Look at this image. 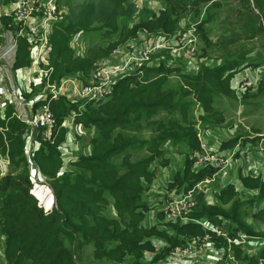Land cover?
Wrapping results in <instances>:
<instances>
[{
    "label": "trees",
    "instance_id": "obj_1",
    "mask_svg": "<svg viewBox=\"0 0 264 264\" xmlns=\"http://www.w3.org/2000/svg\"><path fill=\"white\" fill-rule=\"evenodd\" d=\"M237 1L246 6L248 16L241 29L248 31V38L258 44L254 51L226 50L219 64L207 60L216 43L205 29L220 7L218 0H161L155 11L134 0H87L76 6L63 5L46 53L57 81L65 76L85 81L94 59L107 56L137 27L172 33L188 24L182 21L189 14L200 20L196 30L201 46L192 57L197 59L192 70L184 65L187 59L178 60L177 66L165 67L161 63L146 67L140 80L132 78L135 76L121 80L104 102H89L80 110L78 102L64 96L51 100L57 131L52 143L43 138L41 129L30 132L24 123L10 117L6 107L11 105H5L3 118L0 117V127L6 128L0 131V151L6 148L4 133L10 164L8 172L0 176V238L3 237L2 254L7 264H83V258L90 255L83 253L87 245L92 247L89 264H158L175 246L185 245L190 237L204 235L201 221L230 231L234 228L252 240H264V208L256 203L264 196L260 175L239 171L232 178L236 180L227 179L224 184L217 180L214 185L219 187L211 190V202L206 199L205 189H197L195 205L183 220H168L163 213L150 216L148 212L153 208L146 197L150 190L168 189L173 190L169 197L183 195L215 173L211 166L195 168L192 164L191 151L199 143L193 108L199 107L198 119L202 123L221 124L224 115L215 106V98L236 99L232 79L245 68L261 65L264 57V0ZM10 20L11 16L3 17L5 24ZM83 31L98 33L109 40L108 44H94L83 56L75 53L70 41L74 34ZM236 40L228 38L220 43L225 48ZM18 42L14 67L29 66L27 36H21ZM164 55L168 57L167 53ZM249 57L252 64L247 61ZM171 76L180 79L173 83ZM258 85L256 95L264 91V82ZM36 86L39 94L43 85ZM36 86L31 85V92L25 93L27 97L36 92ZM247 90L250 89L242 91L243 99L250 93ZM44 101L41 98L35 104ZM72 113L73 124L91 133L86 146L66 161L60 145L68 138L69 129L63 123ZM30 133L37 145L26 155L24 146ZM239 138L240 134L222 139L215 152L223 153ZM181 163V173L176 172L173 166ZM30 165L52 191L51 210H45L32 193ZM167 167L172 172L162 185L158 171ZM173 172L176 173L172 176ZM162 197H157L158 202ZM249 220L256 224L252 226ZM215 239L218 243L213 251L219 250L223 255L227 242L224 238ZM244 244L249 247L247 242ZM231 247L235 263L259 264L264 260L263 246L255 251L238 245ZM191 261L208 264L197 256L182 263ZM211 262L219 263L214 259Z\"/></svg>",
    "mask_w": 264,
    "mask_h": 264
},
{
    "label": "built area",
    "instance_id": "obj_2",
    "mask_svg": "<svg viewBox=\"0 0 264 264\" xmlns=\"http://www.w3.org/2000/svg\"><path fill=\"white\" fill-rule=\"evenodd\" d=\"M11 1L12 6L7 11V15L12 17L13 22L18 27L16 35H26L31 45V63L28 68L34 70L36 83H40L42 77L45 78V83L40 93L34 98L26 99L23 97L18 85L12 81L9 75L10 67L16 56L15 38L3 28L0 19V32L4 40L0 43V85H2L3 93L14 106L13 115L24 122L29 127L30 132L36 133L41 129L43 138L50 140L51 143L57 133L56 119L50 108L51 100L64 96L72 102H78V108L81 110L86 103L108 100L113 94L115 86L121 80L143 74L144 68L156 67L161 63H164L165 67L177 66L178 60H188L194 57L193 55L198 49L199 37L196 23L190 22L182 30L172 33L161 32L158 34L152 33L146 27L141 26L134 30L130 37L112 48L108 56L94 61L90 74L85 81L73 76H65L58 81L51 80L52 68H42V63L46 62L45 54L49 50L52 27L60 19L62 12L58 7L57 0ZM164 53H167L168 57L165 58ZM244 75L246 78L242 77L243 80L239 82L237 92L252 85L248 74L244 73ZM4 79L7 84L4 83ZM69 83L74 91L67 89ZM41 98L45 101L36 105V101ZM74 116L75 113L68 116L63 126L69 129L70 126L74 125ZM79 128L83 130L81 126ZM73 136L71 135L65 139L60 145L62 157L66 161L75 157L80 150L75 151L70 148L76 144ZM197 138L198 148L193 149L190 155L193 166L201 168L208 165L215 169L212 177L205 181H215L217 175L224 176L223 178L227 177L230 166L229 158L216 153L215 150H211L201 132L197 131ZM26 143V154L29 155L37 145L31 133L27 135ZM65 143L69 145L65 146ZM75 149H78V147L76 146ZM67 154L70 155L68 159H66ZM245 158L249 160L248 156H245ZM220 179L222 178H217L218 181ZM201 183L202 181L197 183L194 189L188 190L183 195L161 200L160 207L165 218L168 220L185 219V213L195 205L194 192L199 189ZM200 223L202 224V221ZM202 226L206 233L200 237L188 238L183 246H175L170 251V256L168 254L167 261L174 264L200 255L205 248L213 244L210 236L211 232L216 236L225 237L229 242L239 244L244 241L245 234L242 231H234V235L229 236L228 230L218 225L206 223ZM213 252L216 256L221 255L219 250ZM231 260H235L233 256ZM259 264H264V260L259 261Z\"/></svg>",
    "mask_w": 264,
    "mask_h": 264
},
{
    "label": "rangeland",
    "instance_id": "obj_3",
    "mask_svg": "<svg viewBox=\"0 0 264 264\" xmlns=\"http://www.w3.org/2000/svg\"><path fill=\"white\" fill-rule=\"evenodd\" d=\"M87 0H57V4L58 7L63 10V5H69V6H76V4H80L82 2H85ZM139 6L141 4H145L148 7L152 8L154 7V2L157 3V6L160 7L161 6V0H134ZM220 7L218 9H216V14H218L217 16H214V19L211 20V22L205 24V29L207 30L209 37L211 38V40H213L216 44L215 46H213L210 50H209V55L211 58L207 59V60H216L219 61L218 64L220 63V56L223 55L225 53V51H231V52H236L239 49H253V51L255 50L256 45L258 44L257 40L254 39H250L248 38V31H244V29L242 28V23L246 21V18H248L247 13H246V6H243L239 4V2L237 0H218ZM235 10H237V15H235ZM62 14V12H61ZM187 16V15H186ZM185 18V17H184ZM200 20H191L187 23L193 22L196 23V26L198 24ZM183 22V21H182ZM249 23L251 24L250 20ZM185 25V24H184ZM138 28V27H137ZM136 28V29H137ZM135 29V30H136ZM94 32H86L83 31L82 33H77L74 34V36L72 37L70 44L72 46V49L75 51V53H79V55L83 56L85 55L86 51L92 47L94 44H101L102 43V39L103 40H108L106 38H103L101 36H98V33H94ZM237 39L235 42L230 43L228 45V47L226 46L225 48L222 46V44L220 43L223 40L226 39ZM104 44V43H103ZM108 44V42H107ZM201 43L200 41L198 42V48H200ZM199 52V49H198ZM251 54H253V52H250ZM262 53V52H261ZM263 54V53H262ZM234 55H231V57H233ZM47 54H46V59H47ZM262 62L260 63L261 65H256V66H250V74H248V77L252 83V93H256L257 92V85L263 81L260 74L257 73V69L256 67H261L262 72L264 73V57L260 59ZM193 61L196 62L197 59L196 58H191L187 61L184 62V65H189L190 66V70H192V66H193ZM247 61L249 64H252V60L251 57L247 58ZM93 67V64L91 66V69ZM256 68V69H254ZM145 72L143 71V74ZM21 79L19 80V83L22 85H26V80L31 76V73L28 70L23 69L21 71ZM139 76H135L132 77L135 80H140L142 75ZM131 77V76H130ZM128 77V78H130ZM174 77V76H171ZM246 78V76L244 75V73H242L240 75L239 80L233 82L236 83L233 86V91H234V95L236 97V99L233 98H227V97H222V96H217L215 98V106L223 111V115H224V121L219 124H204L201 122V120L198 119L199 114L198 112L200 111L199 107L195 106V108H193L194 112L196 115V120H197V131L201 132V134L204 137V140L206 141V143L208 144L209 148L211 150H216L215 147L218 146V143L222 140V139H227L228 137H233L237 134H240V140H244V136L246 135V133H251V132H256V131H262L264 133V93H260L257 94V96H252L249 98H245L244 99L241 97L242 91L240 90L239 92L236 91L238 84L241 80H243V78ZM242 78V79H241ZM126 79V78H125ZM173 79V83H176L180 77H174L171 78ZM182 80V79H181ZM259 86V85H258ZM1 88V85H0ZM248 89V88H246ZM256 89V90H254ZM0 94H1V90H0ZM241 97V98H240ZM201 113V112H199ZM225 130V131H224ZM86 134H85V132ZM217 132V133H216ZM221 132V134H220ZM91 133V130H87V129H83L81 130L78 126V124H74L72 126L69 127L68 130V134L67 137H70L71 135H74L73 138L76 141V144L72 145V147H70L71 149L78 151L79 149L82 150L83 146L85 147L87 144V139L89 137V134ZM214 133V134H213ZM85 135V136H84ZM210 136V138H209ZM228 136V137H226ZM212 138V139H211ZM259 138V137H257ZM246 139V138H245ZM210 142V145H209ZM264 144V141H263ZM69 144L65 143V146H67ZM76 146L78 147V149H75ZM240 147H242V144L240 143L239 145ZM244 146V145H243ZM169 151H172V149L168 148ZM174 151H176V149H173ZM224 156H227L229 158V162L231 159V165L229 166V171H228V175L227 177H225V179H223L221 181L220 184H224V182H227L229 180H236V179H232L235 178L237 176V173L239 171H243L244 172V167L241 166H233L232 165V161L233 159H237L239 160L241 158L240 154L237 153H221ZM171 157H173V155H170ZM70 158V155L67 154L66 159ZM153 166H157L156 164H153ZM183 168V163L179 164L178 166H173V169H177V171H180L181 173V169ZM159 174L161 173V171H158ZM173 172L172 176L176 173ZM226 176V175H225ZM224 176H216V180L215 181H209V182H205L204 180L202 181V183L200 184V187L198 190H204L205 194H206V199L211 202L212 200V196H211V190L214 188L216 189L217 187H219L218 185H212L209 186L211 183H215L217 182V178H223ZM37 182L33 183L32 189L35 186H38V184H36ZM209 183V184H206ZM237 183V182H235ZM44 185L47 186L46 183H42ZM174 189V188H171ZM170 192V193H169ZM173 193V190L168 189V191L165 192H156L154 190H150L146 197L149 200L148 203L150 205L151 208H153L154 211H149V215L151 216L154 215H159V213H163L160 207V203L158 202L159 200H157V197H161V200H166L169 196H171ZM41 205H46V203H44L42 200L39 201ZM49 210L52 209V199L49 203ZM47 207H45L44 209H48ZM160 208V210H159ZM152 210V209H150ZM160 211V212H158ZM153 212V213H152ZM154 215V216H155ZM164 215V214H163ZM253 221V220H252ZM251 220H249L250 224L252 226H254V224H256V222H252ZM209 222H205L202 221V224H206ZM243 233V232H242ZM228 234L229 236L234 235V228H232V232L228 229ZM244 234V233H243ZM210 235V234H209ZM211 238L213 240V244L211 246H209L208 248H205V250L197 256V259H203L205 261V263L208 264H212L211 261L217 260L219 261L218 264H229L232 260V250H231V245H238L239 247H247L249 251L252 250H256V248L258 246H263L264 247V240L263 239H259V240H252L250 239L248 236L244 235V241H242L241 243L237 244L235 242H229L227 241V239L223 236H216L213 232H211ZM215 238H224L227 242V246L224 248H222L223 250V255H214L212 253L213 251V247L217 245L218 241ZM248 243L249 247L244 244V243ZM2 246H3V237L0 238V264H7L6 261L3 258V254H2ZM86 249H83V253L85 255H89L86 258H83V264H89V258L91 259V250L92 247L91 245H87L86 247H84ZM90 251V253H89ZM170 256V254H169ZM193 258V257H192ZM189 259V258H187ZM261 261V260H260ZM194 261H191L189 264H193ZM215 262V261H214ZM158 264H170V262H168L166 260V257L160 261ZM181 264V263H180ZM232 264H237V263H232ZM238 264H244V261L242 263H238Z\"/></svg>",
    "mask_w": 264,
    "mask_h": 264
},
{
    "label": "crops",
    "instance_id": "obj_4",
    "mask_svg": "<svg viewBox=\"0 0 264 264\" xmlns=\"http://www.w3.org/2000/svg\"><path fill=\"white\" fill-rule=\"evenodd\" d=\"M11 6H12V1L11 0H8V1L0 0V19H1V22H2V25H3V28L6 31L10 32L15 38L16 55H17V49H18V43H19L18 42V38L21 37L20 35H16V30H17L18 27L13 22L12 17H11V20L9 22H7L6 24L3 21V17L4 16H8L7 15V11L11 8ZM162 7H164V5ZM157 8H158L157 3L154 2V7H152L151 9L155 11V10H157ZM200 15L202 17L203 9L200 11ZM214 16L218 17V14H216V11H215V13L213 15V19H214ZM144 18H147L146 14L144 15ZM191 20H197V18H195L193 15L189 14V15L185 16V18L183 20V23L189 22ZM54 26H55V24L53 25V27ZM53 27H52V30H53ZM52 30H51V33H52ZM148 30L151 31L150 29H148ZM51 33H50V36H51ZM152 33L158 34V33H161V32H152ZM128 37H130V36H128ZM49 40H50V38H49ZM3 41L4 40H3V37H2V33L0 32V43L3 42ZM108 41L109 40H103L102 39V44L103 43H107ZM28 43H29V45H28L27 57L29 59V62L31 63V55H30L31 45H30L29 41H28ZM118 43H120V42H118ZM110 52H111V50H110ZM110 52H109V54H110ZM45 56H46V54H45ZM103 57H106V56H103ZM100 58H102V57L96 58V59H94V61H96L97 59H100ZM15 60H16V56H15V59H14L12 65L10 67L9 75H10L12 81L18 85L23 97H25L26 99L34 98L37 95V93H38L37 86H36L38 83L35 82V78L36 77H35L34 70L28 68L27 65L21 66V67H14ZM208 61H210L212 64H217L218 63V61H216L215 59L214 60H208ZM47 67H51L52 68L50 79L51 80H56V79L53 78V67L49 64L48 58L46 59V62L42 63V68H47ZM256 68H258L257 69V73L260 74V76L262 78L261 81H263L264 80V73L262 72L261 67H256ZM256 68H254V69H256ZM23 69L28 70L31 73V76L26 80V85H22V84L19 83V80L22 78L20 73H21V71ZM249 72H250V67L241 70L239 73H237L236 77L234 79H232V83L237 81V80H239L240 75L242 73H249ZM4 83L7 84L5 79H4ZM44 83H45V78L42 77V79L40 80V84L44 85ZM236 83H233V85H235ZM31 85L36 86V92L34 94L29 95L27 97L25 93H30L31 92ZM252 88H253L252 86L248 88L250 90H247V91H250V93L248 92V94L245 96L246 99L249 98V97H252V96H257L255 93H252V91H253ZM67 89L68 90L71 89L72 91H74V89H73V87H71L70 83L67 85ZM0 90H1V94H0V117L3 118V115H4V111L3 110H4L5 105L7 106V103H9L11 105V108L9 106L6 107V110L9 111L8 115L10 117L11 116L15 117L13 115L14 106H13V104L11 102H9V98L3 93L2 85H1ZM254 90H256V89H254ZM261 93H264V91L261 92ZM16 119L18 121H20L18 118H16ZM20 122H22V121H20ZM22 123H24V122H22ZM27 128L29 130L28 126H27ZM5 129L6 128L0 127V131H2V132L5 131ZM220 134H221V132H220ZM2 135H3L4 141H5L6 148H5L4 152L0 151V176H3V175H5L8 172L9 164H10V159H9V154H8V147H7V143H6V140H5L6 137H5L4 133H2ZM226 137H228V136H226ZM256 137H259V138H256ZM209 138H210V136H209ZM26 139H27V136H26ZM263 141H264V133L262 131L258 130L256 132H251L250 134L246 133V135L244 136V141L238 139L234 145L224 148L223 152L228 153V154H231L232 152L240 154L241 158L239 160L233 159L232 165L233 166L244 167V173H247V174L250 173L252 176L260 175L262 177V179L264 180V144H263ZM240 143L242 144V147L239 146ZM209 145H210V142H209ZM26 146H27V143H25V146H24L25 151H26ZM245 156H248L249 160H246ZM230 165H231V159H230ZM30 167H31L30 175H31L32 182L33 183L37 182L36 184H38V186H35L32 189V193L37 197V199L39 201L42 200L44 203H46L45 206L42 205L44 208L45 207H47V208L49 207V203H50V201L52 199V207H53L54 206V197H53V194H52V191H51L50 187L48 186V184L46 183V181L44 180L42 175L36 169H33L32 168L33 166L30 165ZM171 172H172V168H170V167H167L166 169H162L161 170L160 174L162 175L161 176L162 185H164L168 181V179H169V177L171 175ZM223 179H225V178H222L219 181H222ZM209 181L210 180L205 181V182H209ZM43 182L46 183L47 186L42 184ZM206 184H209V183H206ZM211 184L214 185V183H211ZM256 203L260 204L262 206V208H264V196L258 198L256 200ZM45 210H49V208L45 209ZM159 210H160V208H159ZM152 211H154V210H152ZM167 256H166V260H167ZM184 260L186 261L188 259H184ZM182 262L183 261H181L179 263H174V264H180Z\"/></svg>",
    "mask_w": 264,
    "mask_h": 264
}]
</instances>
